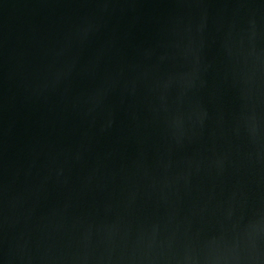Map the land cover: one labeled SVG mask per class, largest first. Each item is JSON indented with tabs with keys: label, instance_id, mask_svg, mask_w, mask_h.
Wrapping results in <instances>:
<instances>
[{
	"label": "water",
	"instance_id": "1",
	"mask_svg": "<svg viewBox=\"0 0 264 264\" xmlns=\"http://www.w3.org/2000/svg\"><path fill=\"white\" fill-rule=\"evenodd\" d=\"M0 264H264V0H0Z\"/></svg>",
	"mask_w": 264,
	"mask_h": 264
}]
</instances>
